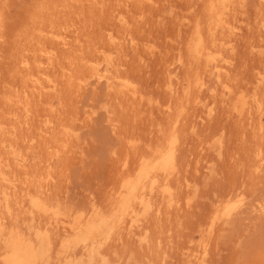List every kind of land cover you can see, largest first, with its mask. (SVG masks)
<instances>
[{"label": "rangeland", "instance_id": "1", "mask_svg": "<svg viewBox=\"0 0 264 264\" xmlns=\"http://www.w3.org/2000/svg\"><path fill=\"white\" fill-rule=\"evenodd\" d=\"M208 1L0 0V264L17 235L58 264L56 212L108 218L76 260L264 264V0L222 18ZM198 32L213 58L194 55ZM172 133L175 167L122 211Z\"/></svg>", "mask_w": 264, "mask_h": 264}, {"label": "bare ground", "instance_id": "2", "mask_svg": "<svg viewBox=\"0 0 264 264\" xmlns=\"http://www.w3.org/2000/svg\"><path fill=\"white\" fill-rule=\"evenodd\" d=\"M208 2H210L209 6L211 7V9L214 10L213 16H218L220 18H222V16L226 13V10L228 9L230 4V0H210ZM191 48L197 58H213V53L206 48L205 43L203 41V36L199 34V32L198 37L196 38V41H194V44L191 46ZM95 75L99 74L95 73ZM121 88L123 89L122 91H124L126 94L136 96L137 92L134 88L133 83H129L127 81L125 83L122 82ZM245 108L246 99L244 96H239L234 104V110L237 113H241L245 110ZM178 119L176 117L175 120L178 121ZM173 133L170 141H168V145L164 147V149L159 154V164L156 162L154 163L152 161H145L142 164L137 177L133 180H130L126 185L125 193L120 195V209L122 211L130 209L132 203L131 201L135 198L136 194L143 186L144 181L150 178L151 174L153 173V170H155L160 165H166L165 169H173L175 167L174 150L176 146L175 143L177 141V137ZM35 203L38 202L36 201ZM237 207L238 202L230 203L227 206H223L217 211L215 219H218L222 216H231ZM55 215L56 218H58V216L60 217L58 218V220L62 223V227L64 228L65 234V239L63 240L61 247L62 251L61 253L58 251L59 253L57 255L56 262L58 264H95L92 255H88L86 258L83 257L84 259L81 260H76L77 256H72V254L70 253V248L74 245H78L79 242H83L85 240H89L91 244H94L95 242L93 234H95V232L99 229H102L106 226V224L108 223L107 216L99 213V215H96L94 218L91 216L89 219L86 220L78 218L76 222L72 224V220L70 218L61 216L59 212H56ZM53 260H55V258L53 259L50 253L46 254L44 250H38L37 248H35V246H33L30 240L17 235L11 237L9 251L7 256L5 257L4 264H55Z\"/></svg>", "mask_w": 264, "mask_h": 264}]
</instances>
